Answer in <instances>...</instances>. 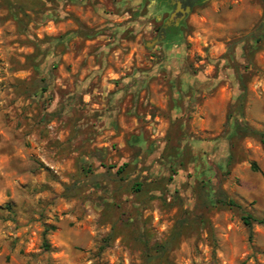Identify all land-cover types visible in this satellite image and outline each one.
Masks as SVG:
<instances>
[{"label": "rangeland", "instance_id": "rangeland-1", "mask_svg": "<svg viewBox=\"0 0 264 264\" xmlns=\"http://www.w3.org/2000/svg\"><path fill=\"white\" fill-rule=\"evenodd\" d=\"M173 7L0 0V264H264V226L242 220L264 217V136L230 125L264 132V0L190 6L178 26L183 68L199 75L188 88L156 65L175 57L161 32ZM49 9L60 18L43 19ZM75 31L100 33L86 44ZM65 33L67 45L44 59ZM105 43L131 72L157 69L146 93L107 90L94 68ZM38 84L46 88L32 96ZM108 110L115 127L101 120ZM133 135L143 144L132 145ZM211 188L238 206L212 203Z\"/></svg>", "mask_w": 264, "mask_h": 264}, {"label": "trees", "instance_id": "trees-1", "mask_svg": "<svg viewBox=\"0 0 264 264\" xmlns=\"http://www.w3.org/2000/svg\"><path fill=\"white\" fill-rule=\"evenodd\" d=\"M132 1L133 0H128V5L131 7L132 6ZM185 3H187L188 5L192 6L193 4H200L203 2V0H184ZM46 12V13H45ZM46 18H52V19H57V18H60V15H56L54 13V11L52 10H47V11H43V19H46ZM15 19L18 20V22L21 23L22 27H24L25 25H23L22 23V19L15 15ZM115 33L118 34V32H123V30H125L124 26H120V27H117L115 29ZM179 28L178 27H175V26H171V27H168L166 29L163 28V31L165 33V39L164 41L168 39V41H170V43H172L173 41H171L172 38H174V42H178V43H182V38H181V34H180V31H178ZM76 34H80L82 35L83 37L85 38H88V39H91L93 38L95 35H97L98 33L100 32H96V33H90V32H84L82 33L81 31L77 32L75 31ZM68 40V34L65 33L63 34L62 36H59L57 38H54L53 39V43L50 45L49 48H43L42 51L40 53H42L43 55V58L46 59L47 57L50 58L52 56H55L54 54V51H53V47L54 45H57V44H64V45H67L66 41ZM255 40V39H254ZM35 57H37V54L34 55ZM162 64L163 63H159V68H162ZM33 67L35 69H38L39 68V62H36L33 63ZM43 80V79H41ZM173 80V79H172ZM171 80V82H173ZM180 82L183 83V87H190L192 85L191 82H194V80H190V81H185L184 78H180L178 79ZM126 84H129V82H127ZM46 84L44 85H39L37 86L36 89H34L33 91H31V95L32 96H36L38 93L41 94V92L43 90H45ZM145 86V84H143ZM182 89L178 90L177 88H175V85L173 84L172 88H171V91L170 93L173 92V96H174V93H176L177 95L180 93ZM108 112L110 114H106L104 117H102L101 120H103L105 122V124H111L112 126H116V121L114 119V115L113 113H111L112 111L111 110H108ZM231 124V127L233 129L232 131V134H237V133H240V132H243V133H250V134H254V135H257L261 138V140H263V136H264V132L263 131H257L255 129H252L250 128L247 124H240L237 119H233V121L230 122ZM129 142L133 145L134 143L135 144H143V140L141 138H139V136H136V135H133L131 137V139L129 140ZM182 148H180L177 152H176V155L175 157L173 156H168V160L167 162L169 163L168 165L171 166L172 163H175V161L182 155ZM231 162V155L230 153L227 154L226 156V159H225V162H224V167L228 166ZM126 165V163H123L121 166L118 167L117 169V172H120L121 170H123V166ZM251 167L252 169L256 170L257 169V166L255 163H252L251 164ZM140 187V184L137 183L136 185V188L138 189ZM139 190V189H138ZM207 197L209 198V200L212 202V203H222L224 205H229V206H238L237 202L232 199L231 197H229L228 195H226L223 191H219V192H215V190H213L212 188L208 190V193H207ZM242 220L244 222L245 225H247L248 227H251L253 223H257V224H261L264 226V217H257L255 215H253L252 213L250 212H244L243 215H242ZM45 243V246H48V244L46 243V241H44Z\"/></svg>", "mask_w": 264, "mask_h": 264}, {"label": "crops", "instance_id": "crops-1", "mask_svg": "<svg viewBox=\"0 0 264 264\" xmlns=\"http://www.w3.org/2000/svg\"><path fill=\"white\" fill-rule=\"evenodd\" d=\"M166 28L167 27H165V24H164V29H166ZM118 33L120 34V32H118ZM115 39L117 40V37H115ZM121 39H122V37H121ZM164 39L165 38H163V40H162V46H163L162 49L166 52V54H168L170 56L175 55L174 58L165 59L164 61L159 62V63H163L162 68H164V70H166V72H168L167 76H169L170 80H172L174 78H177V79L184 78V80L188 82V81L196 78V76H199L195 73H191L188 69L183 68V66H184L183 54L184 53H182L183 51L181 49L183 44L182 43L180 44L178 42H174V40H175L174 38L171 39V41H173L172 43H170V41H168V39H167V41L166 40L164 41ZM89 42H94V39L86 40V44L87 43L90 44ZM115 42H118V41H115ZM97 46H98L97 50L101 54V58L104 61H101L100 63L95 64L94 68H97V72H100V76L102 78L101 80L107 82V86H108L107 90L108 91L112 90L113 94H115L117 97L120 98V97L126 95L128 92V91H126V90H128V89H126L127 88V85H126L127 82H129V84L131 85V89L137 87L140 90L145 89V90H143L144 93H146V91H148L147 90L149 88V87H147L148 75L152 74V73L154 74L155 71L157 70L156 68H155V70H151V71L145 70L147 72H144V70H141V68L131 72L132 70H130L131 69V67H130L131 63L129 61L130 59H122L119 56L120 55V53H119L120 48L117 45H115V47H117V48H116V50H114L115 59L109 58L108 55L106 54L107 49H108V45L106 43L100 44ZM112 46L113 45H111V47ZM107 58H109V59H107ZM147 63H148V60L145 61L144 66ZM159 63L156 65L158 66ZM140 65H142V63ZM106 67H107V72L104 74H101L103 69H105ZM122 68H124V69H122ZM148 72H149V74H148ZM158 74H160V73H158ZM118 80L123 83L122 87H118L115 85V83ZM134 83H137V84H134ZM143 84H145V86ZM152 90H153V88L151 86V91ZM165 97L168 98V94L165 93ZM151 101H152V99H151ZM124 105L125 104H123V106ZM124 111H125L124 107H122V110H121V106H118V109L116 110V112L114 111V113L117 114L116 117L121 118L125 115ZM135 119L136 118H132L131 120L135 121ZM117 121H118V119H117Z\"/></svg>", "mask_w": 264, "mask_h": 264}, {"label": "flooded vegetation", "instance_id": "flooded-vegetation-1", "mask_svg": "<svg viewBox=\"0 0 264 264\" xmlns=\"http://www.w3.org/2000/svg\"><path fill=\"white\" fill-rule=\"evenodd\" d=\"M173 0H169V2H172ZM177 1H180L181 2V8H177V5H176V2ZM186 6H190L188 4H185L184 3V0H174V7H173V10L175 11L176 9V12L174 14V17L173 19L170 21V24L166 27H171V26H175V27H178L182 21L184 20V16L186 15L187 13V10H186ZM163 32V30L161 31Z\"/></svg>", "mask_w": 264, "mask_h": 264}, {"label": "water", "instance_id": "water-1", "mask_svg": "<svg viewBox=\"0 0 264 264\" xmlns=\"http://www.w3.org/2000/svg\"><path fill=\"white\" fill-rule=\"evenodd\" d=\"M176 5H177V8H181V2H180V1H177V2H176ZM176 10H177V9H176ZM176 10H175V11H176ZM186 10L189 11V10H190V6H186ZM174 14H175V12H172L169 18L171 19V18L173 17ZM169 24H170L169 21H165V27H166L167 25H169Z\"/></svg>", "mask_w": 264, "mask_h": 264}]
</instances>
